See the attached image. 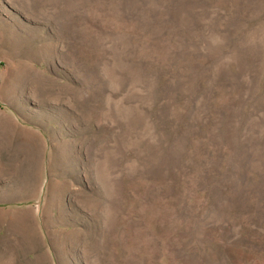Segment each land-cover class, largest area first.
Instances as JSON below:
<instances>
[{"label":"rangeland","instance_id":"rangeland-1","mask_svg":"<svg viewBox=\"0 0 264 264\" xmlns=\"http://www.w3.org/2000/svg\"><path fill=\"white\" fill-rule=\"evenodd\" d=\"M44 178L56 264H264V0H0V204Z\"/></svg>","mask_w":264,"mask_h":264},{"label":"crops","instance_id":"crops-1","mask_svg":"<svg viewBox=\"0 0 264 264\" xmlns=\"http://www.w3.org/2000/svg\"><path fill=\"white\" fill-rule=\"evenodd\" d=\"M19 175H21L19 180L21 185L28 183L27 176L22 173ZM55 189V182L44 178L36 198L19 195L20 198L28 199L20 206V209H17L19 207L17 205L0 204V213L5 214L1 219L2 223L7 224L9 230L19 229L21 235L19 248H14L9 254H2L0 251V264H56L53 252L44 247L49 239L54 238L52 227L67 223L69 220L66 217L69 214L67 211L66 213L60 210L53 211L54 208L58 209L55 201L63 199L61 189H56V191ZM21 207L26 209H21Z\"/></svg>","mask_w":264,"mask_h":264}]
</instances>
